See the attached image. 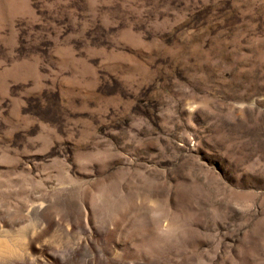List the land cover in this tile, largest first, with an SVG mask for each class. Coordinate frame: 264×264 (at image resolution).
I'll return each mask as SVG.
<instances>
[{
	"label": "rangeland",
	"instance_id": "374dc122",
	"mask_svg": "<svg viewBox=\"0 0 264 264\" xmlns=\"http://www.w3.org/2000/svg\"><path fill=\"white\" fill-rule=\"evenodd\" d=\"M0 264H264V0H0Z\"/></svg>",
	"mask_w": 264,
	"mask_h": 264
}]
</instances>
